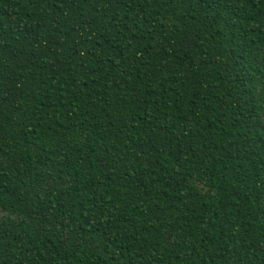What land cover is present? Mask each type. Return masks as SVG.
<instances>
[{
	"label": "trees",
	"instance_id": "obj_1",
	"mask_svg": "<svg viewBox=\"0 0 264 264\" xmlns=\"http://www.w3.org/2000/svg\"><path fill=\"white\" fill-rule=\"evenodd\" d=\"M0 264H264V0H0Z\"/></svg>",
	"mask_w": 264,
	"mask_h": 264
}]
</instances>
